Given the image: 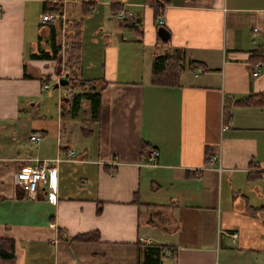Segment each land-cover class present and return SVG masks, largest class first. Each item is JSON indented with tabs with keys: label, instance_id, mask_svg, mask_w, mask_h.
<instances>
[{
	"label": "crops",
	"instance_id": "obj_1",
	"mask_svg": "<svg viewBox=\"0 0 264 264\" xmlns=\"http://www.w3.org/2000/svg\"><path fill=\"white\" fill-rule=\"evenodd\" d=\"M43 1L0 0V236L15 264H136L146 243L170 249L160 264H264V106L231 104L223 121L225 100L264 91V0H60L61 20L81 19L76 111L43 94L61 70L23 77L54 62L30 57L46 48ZM165 51L181 59L176 85L151 82ZM68 150L54 203L14 183L22 163Z\"/></svg>",
	"mask_w": 264,
	"mask_h": 264
},
{
	"label": "trees",
	"instance_id": "obj_2",
	"mask_svg": "<svg viewBox=\"0 0 264 264\" xmlns=\"http://www.w3.org/2000/svg\"><path fill=\"white\" fill-rule=\"evenodd\" d=\"M42 11L44 13H55L58 17H55L52 21L46 22L47 35L44 38L46 48H41V53L30 54L31 58H45L53 59L55 61L54 71L58 73L61 65V73L67 74V83L70 85V89L80 86L83 82L77 75L79 71L80 63V47H81V35H80V21L81 19L64 18L61 20L59 15L62 14V2L60 0H47L42 2ZM158 25V24H157ZM64 38L63 54L64 59H61V43L60 36ZM40 36V35H39ZM160 41H166L159 38ZM257 61H262L264 58L256 56ZM183 70L181 59L176 53L165 51L160 54H155L151 61V82L155 84L164 85H176L178 83L179 75ZM49 73H39L36 68L31 65L23 63V77L25 78H38L41 82H45L49 79ZM66 83V84H67ZM70 108L76 111L79 108L81 98H85V91L70 92ZM231 104H247L251 106H264V91L248 94L242 98L234 101L225 100L223 104V121H227L230 113L229 106ZM151 218L153 211L162 210L158 207H150ZM156 208V209H155ZM245 210L253 214L259 208L252 207L250 205L245 206ZM157 221H162L160 212H157ZM160 224V223H159ZM78 240L95 239L97 236H91L90 233L77 234L72 237ZM14 242L10 237L0 236V260L7 264H15L14 262ZM165 246L163 244L146 243L137 245L136 250V264H160V259L163 256L162 249Z\"/></svg>",
	"mask_w": 264,
	"mask_h": 264
},
{
	"label": "built area",
	"instance_id": "obj_3",
	"mask_svg": "<svg viewBox=\"0 0 264 264\" xmlns=\"http://www.w3.org/2000/svg\"><path fill=\"white\" fill-rule=\"evenodd\" d=\"M111 3L122 4V0H110ZM117 16L122 18V13L117 12ZM57 14L55 13H41L40 21L48 22L52 21ZM258 66H264V61L257 63ZM197 71L201 70L199 67ZM257 70L253 69L252 74H256ZM43 87H47L44 84ZM42 134L38 131L29 133L28 139L32 144H36L40 141ZM73 151L68 150L63 155H55L51 158H35L33 163H22L15 175L14 183H16L20 189L29 197L35 198L38 193H44L47 201L54 203L56 201V163L60 160L71 161ZM157 150L150 148L147 152V158L145 164H154L157 159ZM231 237L235 236V233H230ZM146 241H148L146 239ZM164 254H169L170 249L164 247L162 249Z\"/></svg>",
	"mask_w": 264,
	"mask_h": 264
},
{
	"label": "rangeland",
	"instance_id": "obj_4",
	"mask_svg": "<svg viewBox=\"0 0 264 264\" xmlns=\"http://www.w3.org/2000/svg\"><path fill=\"white\" fill-rule=\"evenodd\" d=\"M60 42L62 43L61 44V47H63L64 46V43H65V41H64V38H63V36L61 35L60 36ZM61 50V49H60ZM61 59L63 60L64 59V54H63V50H61ZM50 64H51V70H50V72H49V78L50 77H52L53 76V74L54 75H56L57 76V74L60 72V70H61V65H60V67L58 68L59 69V71H58V73H56L55 71H54V68H55V61L54 62H50ZM57 78V77H56ZM55 79V78H54ZM52 83H53V81L52 80H49V85L47 86V88H44L43 87V89H42V91L44 92L43 94H48V105H49V109L50 110H54V107H55V104L54 103H57L56 102V97L57 96H59V98H58V106H60V104L62 103H64V99H65V101L66 100H68V102H70V97H71V94L72 93H70V89L69 90H67V84H60L61 85V88L60 89H57L56 87H52ZM69 87H70V85H68ZM75 88H73V89H71V90H74ZM76 90V89H75ZM65 104V103H64ZM68 106H66V108H67ZM79 107H81V100H80V105H79ZM64 114V113H63ZM26 132H27V130L24 132L25 134H26ZM24 137V140L25 141H27L26 140V138H25V135L23 136ZM6 139H9V137H5ZM4 138V139H5ZM3 138H0V140H4ZM25 144H27V143H25ZM33 145V144H32ZM0 264H7L6 262H3V261H1L0 260Z\"/></svg>",
	"mask_w": 264,
	"mask_h": 264
},
{
	"label": "water",
	"instance_id": "obj_5",
	"mask_svg": "<svg viewBox=\"0 0 264 264\" xmlns=\"http://www.w3.org/2000/svg\"><path fill=\"white\" fill-rule=\"evenodd\" d=\"M156 32H157V35L159 36L160 39H162V40H166L167 39L168 31L163 26H157ZM58 83H60V84H66L67 83V74L66 73L61 75L58 78V80L55 83H53V87H56Z\"/></svg>",
	"mask_w": 264,
	"mask_h": 264
}]
</instances>
